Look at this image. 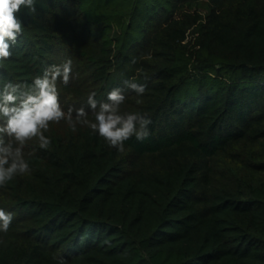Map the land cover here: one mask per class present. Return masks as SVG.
<instances>
[{"label":"trees","instance_id":"1","mask_svg":"<svg viewBox=\"0 0 264 264\" xmlns=\"http://www.w3.org/2000/svg\"><path fill=\"white\" fill-rule=\"evenodd\" d=\"M200 2L207 16L182 13ZM35 8L17 13L23 33L0 61V88L30 87L71 60L68 85L57 80L66 113L83 108L94 122L88 96L99 107L119 88V114L152 123L123 152L66 120L50 124L47 148L28 141L30 173L0 187V208L13 213L0 264H264V0Z\"/></svg>","mask_w":264,"mask_h":264},{"label":"clouds","instance_id":"2","mask_svg":"<svg viewBox=\"0 0 264 264\" xmlns=\"http://www.w3.org/2000/svg\"><path fill=\"white\" fill-rule=\"evenodd\" d=\"M36 0H0V61L12 57V47L23 33V23L17 13L27 9L35 13ZM135 64L136 60L133 59ZM72 72V61L46 68L42 76H36L30 87L13 83L3 84L0 88V187H5L17 175L30 173L31 168L24 158L23 148L28 141L38 140L40 148L51 143L45 136L51 123L66 120L72 131L76 125H87L98 133L109 147L119 152L125 150V142L135 136L143 141L150 135L151 119L138 113L119 114L125 95L119 88L108 93L107 101L97 107L95 93L88 96V105L94 115L90 121L85 109L76 110L75 118L70 108L66 113L59 101L57 80L67 86ZM125 85L138 97L145 93V85L135 79L126 80ZM137 99V103H141ZM7 138V139H6ZM13 220V213L0 208V232L7 233Z\"/></svg>","mask_w":264,"mask_h":264},{"label":"rangeland","instance_id":"3","mask_svg":"<svg viewBox=\"0 0 264 264\" xmlns=\"http://www.w3.org/2000/svg\"><path fill=\"white\" fill-rule=\"evenodd\" d=\"M183 12H189V13H194L198 12L203 15V17L207 16L210 12V5L208 2H200V3H192V4H187L183 10ZM178 16H181L178 15Z\"/></svg>","mask_w":264,"mask_h":264}]
</instances>
